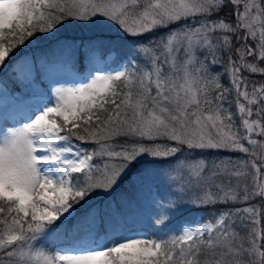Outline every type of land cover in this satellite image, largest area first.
Here are the masks:
<instances>
[{"label":"snow or ice","instance_id":"snow-or-ice-1","mask_svg":"<svg viewBox=\"0 0 264 264\" xmlns=\"http://www.w3.org/2000/svg\"><path fill=\"white\" fill-rule=\"evenodd\" d=\"M0 264H264V0H0Z\"/></svg>","mask_w":264,"mask_h":264},{"label":"trees","instance_id":"trees-1","mask_svg":"<svg viewBox=\"0 0 264 264\" xmlns=\"http://www.w3.org/2000/svg\"><path fill=\"white\" fill-rule=\"evenodd\" d=\"M75 31H77V30L73 29L69 25V26H66V27L62 28V30L60 32V35H61V37H69V38H71V37H74V36L77 35L75 33ZM53 42L54 41H49L47 44H44L43 42H41V44L39 45V48L50 46V44L53 43ZM39 48H34L33 51L39 50ZM253 78L259 79V77H253ZM160 191H161V195H163L164 191H165V186L163 184H160ZM122 195L127 196L130 200H136L137 199L136 189L133 186H130L129 178H125L123 180V182L121 183V185L119 186V188L116 189L115 192H112V194H110V195H107V196L105 195L104 196L101 192L94 193V196L90 200V203L100 206L101 216L105 215L104 207H105V204L108 201H114L115 204H116L117 211L123 213L125 211V209H124V206L120 202V198H121ZM142 197H143L144 205L147 206L146 200H147L148 194L146 193V199H145V196L142 195ZM110 210L111 209L109 208V211ZM201 214H203V213H201ZM194 215L195 214L189 213L185 209H181L180 212H177V213H175L173 215L172 220L170 221L169 227L164 228L162 230L163 233L167 234L170 231H178L179 230L178 225L180 224V222L183 219L188 218L190 216H194Z\"/></svg>","mask_w":264,"mask_h":264},{"label":"rangeland","instance_id":"rangeland-1","mask_svg":"<svg viewBox=\"0 0 264 264\" xmlns=\"http://www.w3.org/2000/svg\"><path fill=\"white\" fill-rule=\"evenodd\" d=\"M75 33H76L77 35L80 34V33L78 32V30L75 31ZM77 35H76V36H77ZM122 182H123V181H122ZM122 182H121V183H122ZM120 185H121V184H120ZM118 188H119V187H118ZM118 188H117V189H118ZM113 192H115V190H114ZM101 193H102V192H101ZM146 193L148 194V197H147V200H146V204H147V203H148V199H149V192H148V189H147V188H145V190H144L143 193H142V195L145 196V199H146ZM102 194H103L104 196H105V195L107 196V195L112 194V192H111L110 194H108V193H102ZM180 211H181V210H179L178 212H180Z\"/></svg>","mask_w":264,"mask_h":264}]
</instances>
